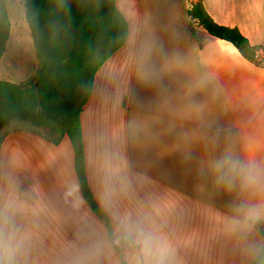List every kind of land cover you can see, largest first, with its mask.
<instances>
[{
  "label": "crops",
  "instance_id": "0c3cea01",
  "mask_svg": "<svg viewBox=\"0 0 264 264\" xmlns=\"http://www.w3.org/2000/svg\"><path fill=\"white\" fill-rule=\"evenodd\" d=\"M201 1L217 24L264 46V0ZM116 6L128 36L96 73L79 120L88 187L127 246H113L84 200L68 136L54 143L46 129L9 122L0 129V261L250 264L264 220L241 226L256 199L240 194L238 171L231 190L219 183L215 165L264 166V68L208 34L181 0Z\"/></svg>",
  "mask_w": 264,
  "mask_h": 264
},
{
  "label": "trees",
  "instance_id": "16d2710c",
  "mask_svg": "<svg viewBox=\"0 0 264 264\" xmlns=\"http://www.w3.org/2000/svg\"><path fill=\"white\" fill-rule=\"evenodd\" d=\"M24 8L38 66L26 83L0 80V129L18 120L47 129L56 135L54 143L68 136L82 196L104 221L113 246L121 251L127 245L115 240L111 219L94 200L86 181L79 116L96 73L124 45L127 21L116 0H25ZM188 15L208 34L231 43L244 59L254 62L255 47L238 28L217 24L201 0L191 1ZM9 33L6 1L0 0V58ZM257 227L262 246L250 264H264V228ZM121 264L126 263L122 260Z\"/></svg>",
  "mask_w": 264,
  "mask_h": 264
},
{
  "label": "rangeland",
  "instance_id": "374dc122",
  "mask_svg": "<svg viewBox=\"0 0 264 264\" xmlns=\"http://www.w3.org/2000/svg\"><path fill=\"white\" fill-rule=\"evenodd\" d=\"M5 1L8 17L10 20V33L6 43L5 51L0 58V80L9 81L12 83L17 82L18 84L26 83L34 77L38 62L35 57V51L29 29L24 18L25 0ZM181 6L189 9L191 2L189 0H181ZM218 45L220 49H224V51L230 53L231 56L237 55L236 50L230 44L220 42ZM259 50L264 51V46L255 47V51L258 52ZM254 65L264 68V62L261 61L254 62ZM234 99L235 100H233V102L237 104L238 96L236 95ZM20 123L23 125H28V127L34 130L45 129L43 127L34 126L26 121H12L10 122V126H16ZM54 136L56 137V135Z\"/></svg>",
  "mask_w": 264,
  "mask_h": 264
},
{
  "label": "clouds",
  "instance_id": "9594fccd",
  "mask_svg": "<svg viewBox=\"0 0 264 264\" xmlns=\"http://www.w3.org/2000/svg\"><path fill=\"white\" fill-rule=\"evenodd\" d=\"M215 169L220 173L217 177L219 183L231 190L234 187L233 172H237L240 176V194L248 195L256 199V203L252 204L244 215L242 227L250 228L257 221L264 220V166H257L254 163H249L247 168H240V166L232 161L230 157L217 162ZM235 223L239 224V221ZM146 248L151 241L146 240ZM0 264H4L0 261ZM155 264H164L163 259L155 262Z\"/></svg>",
  "mask_w": 264,
  "mask_h": 264
},
{
  "label": "built area",
  "instance_id": "2783aa9c",
  "mask_svg": "<svg viewBox=\"0 0 264 264\" xmlns=\"http://www.w3.org/2000/svg\"><path fill=\"white\" fill-rule=\"evenodd\" d=\"M258 61L264 62V51H262V50H259L258 52L255 51V60H254V62H258Z\"/></svg>",
  "mask_w": 264,
  "mask_h": 264
}]
</instances>
